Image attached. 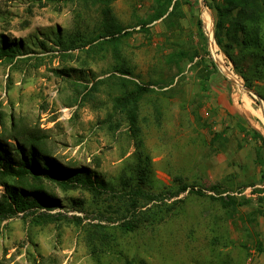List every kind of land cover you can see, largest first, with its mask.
I'll return each mask as SVG.
<instances>
[{
    "label": "rangeland",
    "instance_id": "374dc122",
    "mask_svg": "<svg viewBox=\"0 0 264 264\" xmlns=\"http://www.w3.org/2000/svg\"><path fill=\"white\" fill-rule=\"evenodd\" d=\"M157 6L114 0L116 23L132 32L116 43L98 39L97 0H0V34L22 44L13 60L0 61V122L10 128L14 118L40 130L63 166L86 167L112 189L94 195L54 187L61 206L48 212L59 220L0 219V264H264V167L259 144L241 129L264 136V109L242 78L264 108V73L250 68L248 56L235 70L219 48L214 60L202 33L206 26L212 35L216 14L203 0H177L172 16L139 29ZM122 79L151 88L139 103L138 137L113 110ZM139 151L150 159L146 190L173 191L180 177L205 196L164 198L169 212L151 207L153 222L126 232L124 183L136 179ZM213 185L220 196L248 203L222 208L209 199L218 196L208 190Z\"/></svg>",
    "mask_w": 264,
    "mask_h": 264
},
{
    "label": "trees",
    "instance_id": "16d2710c",
    "mask_svg": "<svg viewBox=\"0 0 264 264\" xmlns=\"http://www.w3.org/2000/svg\"><path fill=\"white\" fill-rule=\"evenodd\" d=\"M97 1L102 5L101 32L98 39L117 43L122 37L132 34L116 23L110 8L114 0ZM172 1L157 0L158 6L153 15L147 22L140 23L139 29L147 31L145 26L149 22L161 19L166 14L167 17L172 16L177 0ZM203 2L216 14L213 30L216 45L213 44L212 35L205 26L209 41L212 43L210 52L214 60L221 55L218 52L219 48L227 60L234 65L235 70L240 69L238 62L248 56L251 62L250 68L257 70L259 74L264 73V0H203ZM202 36L207 45V37L204 33ZM21 50V43L9 41L0 34V61L13 60ZM211 64L214 63L211 62ZM122 72L129 75L127 70ZM242 78L245 86L251 89L249 77L242 73ZM122 81L120 83L122 93L114 98L113 110L124 115L129 132L132 136L138 137L140 134L137 118L139 103L144 95L151 91V88L148 84L132 80L122 79ZM258 108L264 109L261 105ZM0 127V187L3 189L0 194V219L22 214L33 216L32 222L37 225L59 220L60 214L48 212L61 206L54 187H59L63 191L82 189L94 195L112 192L111 187L105 181L95 176V172L86 167L63 166L60 161L51 156L46 149L45 137L40 130L20 127L14 118L11 120L10 128H6L1 118ZM241 129L259 144L256 160L264 167V136L254 127L249 130ZM212 141H219V133L213 134ZM137 146L141 147L140 140ZM138 153L141 165L136 179L133 184L124 183V206L130 218L121 224V228L126 232L134 231L145 223H152L154 218L150 213L151 207L159 208L160 212H169L172 206H167L164 198H176L183 192L199 197L205 196L203 189L184 183L180 177L173 178L176 188L173 191L146 190L145 182L150 169V159L146 155L142 156L140 151ZM208 190L218 192V196L210 195L209 199L218 202L222 208L230 212L248 203L243 197L220 196L217 185L211 186ZM180 202L181 200H174L172 205ZM73 204L78 205L81 202L73 201ZM147 205L150 206L145 211L140 210L141 207ZM75 222L79 224L81 219L75 217ZM258 251H264L263 240L258 245Z\"/></svg>",
    "mask_w": 264,
    "mask_h": 264
},
{
    "label": "water",
    "instance_id": "95a60500",
    "mask_svg": "<svg viewBox=\"0 0 264 264\" xmlns=\"http://www.w3.org/2000/svg\"><path fill=\"white\" fill-rule=\"evenodd\" d=\"M232 82L235 83V81H233V80H232ZM244 90L247 91L248 93L252 94L253 96H255L257 99H259V101H260V105L263 107V103H262L261 99H260L255 93H253V92H252L249 88H247V87H244Z\"/></svg>",
    "mask_w": 264,
    "mask_h": 264
},
{
    "label": "built area",
    "instance_id": "2783aa9c",
    "mask_svg": "<svg viewBox=\"0 0 264 264\" xmlns=\"http://www.w3.org/2000/svg\"><path fill=\"white\" fill-rule=\"evenodd\" d=\"M206 37L208 39V47H209V50H210L211 49V47H210V41H209V38H208L207 34H206ZM212 41H213V44H215L214 37H213V32H212Z\"/></svg>",
    "mask_w": 264,
    "mask_h": 264
}]
</instances>
